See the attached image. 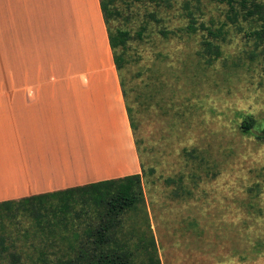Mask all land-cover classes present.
Segmentation results:
<instances>
[{
    "label": "rangeland",
    "instance_id": "374dc122",
    "mask_svg": "<svg viewBox=\"0 0 264 264\" xmlns=\"http://www.w3.org/2000/svg\"><path fill=\"white\" fill-rule=\"evenodd\" d=\"M120 8L114 25L132 34L146 27L141 40L129 41L124 74L138 100L142 189L161 264H264V41L251 33L259 23L231 24L228 6L215 0H144ZM191 19L193 34L186 30ZM222 23L220 56L207 66L201 25ZM1 81L14 76L0 75ZM249 115L259 126L242 133ZM19 209L0 211V234H11L10 250L23 262L21 247L47 240L23 237L30 221Z\"/></svg>",
    "mask_w": 264,
    "mask_h": 264
},
{
    "label": "crops",
    "instance_id": "0c3cea01",
    "mask_svg": "<svg viewBox=\"0 0 264 264\" xmlns=\"http://www.w3.org/2000/svg\"><path fill=\"white\" fill-rule=\"evenodd\" d=\"M0 202L141 173L99 0H0Z\"/></svg>",
    "mask_w": 264,
    "mask_h": 264
},
{
    "label": "trees",
    "instance_id": "16d2710c",
    "mask_svg": "<svg viewBox=\"0 0 264 264\" xmlns=\"http://www.w3.org/2000/svg\"><path fill=\"white\" fill-rule=\"evenodd\" d=\"M142 1L99 0L141 173L0 202V211L5 215L14 204H18L19 212L29 219L30 224L23 229V237L47 240L41 247H21V253L27 257V261L22 262L19 261V253L10 250L11 234L4 231L0 234V264H161L142 189L144 168L140 158V141L135 136L138 125L134 103L138 100L132 97L130 81L124 74L130 62L126 51L129 41L141 40L146 27L142 25L132 34L129 28L114 25L121 15L120 5L128 8ZM215 1L228 6L227 18L231 24H236L239 18L259 23V27L253 28L251 33L256 39L264 41V0ZM225 25L222 23L215 28L201 25L206 31L201 40V56L207 66L220 56L221 51L215 41L225 39ZM186 30L189 34L196 33L193 19ZM161 33L166 34L165 31ZM258 126L249 115L239 127L242 133H249ZM261 132L260 137L264 140V129ZM183 153L192 159L198 158L195 149L183 148ZM202 160L199 157V161ZM5 215L0 213V218Z\"/></svg>",
    "mask_w": 264,
    "mask_h": 264
}]
</instances>
